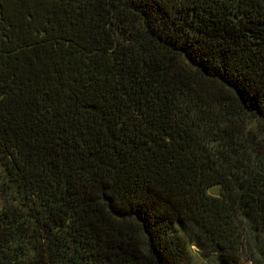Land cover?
<instances>
[{
    "label": "trees",
    "instance_id": "1",
    "mask_svg": "<svg viewBox=\"0 0 264 264\" xmlns=\"http://www.w3.org/2000/svg\"><path fill=\"white\" fill-rule=\"evenodd\" d=\"M0 163V264H192L193 223L239 263V223L264 236V0H0Z\"/></svg>",
    "mask_w": 264,
    "mask_h": 264
},
{
    "label": "rangeland",
    "instance_id": "2",
    "mask_svg": "<svg viewBox=\"0 0 264 264\" xmlns=\"http://www.w3.org/2000/svg\"><path fill=\"white\" fill-rule=\"evenodd\" d=\"M8 181V172L5 166L0 163V216L7 207L17 205L16 189H10L7 186ZM221 190V186L217 185L211 187L208 192L213 196H218L221 194ZM239 226L242 250L240 261L237 264H264V255L259 250L260 242H264V236L260 235V242L256 240V233L247 221L239 223ZM186 234L191 243L192 264H227L220 252L210 245L200 226L191 224Z\"/></svg>",
    "mask_w": 264,
    "mask_h": 264
}]
</instances>
